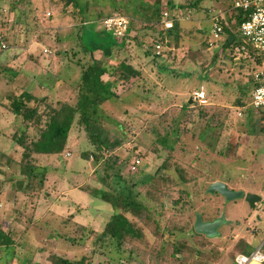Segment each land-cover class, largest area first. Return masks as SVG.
<instances>
[{"label":"rangeland","instance_id":"obj_1","mask_svg":"<svg viewBox=\"0 0 264 264\" xmlns=\"http://www.w3.org/2000/svg\"><path fill=\"white\" fill-rule=\"evenodd\" d=\"M88 1L89 11L84 16L81 8L68 0H0V37L5 38L0 43V94L11 86L3 77H10L8 69L13 65L20 71L13 80L19 90L40 97L49 87L54 90L50 91L53 100L69 97L63 81L76 82L80 72L73 60L77 55L84 56L83 59L90 57L78 45L84 17L88 21L82 33L89 45L99 46L105 40L103 37L121 40L109 37L101 20L110 14L123 16L122 12L113 9L109 0ZM174 1L178 8L179 5L186 8L174 9L176 18L181 19L179 32L167 33L163 26L165 38L160 51H169L168 57L154 59L152 54H145L161 24L152 26L154 31L136 21L128 24L133 31L127 30L125 45L114 48L113 56L104 58L101 50L91 54L112 66L122 60L141 71L139 77L118 82L115 90L121 101L105 102L103 108L123 124L127 133L113 152L120 159L130 165L139 159L138 168L153 173L168 158L167 175L171 181L160 182L155 189L146 187L140 193L151 211L162 213L158 235L154 234L156 228L151 222L146 226L126 213L142 228V240L120 242L108 234L102 236L115 209L90 194L93 188H107L92 175L98 165L91 156L86 159L83 154L95 148L78 124L71 129L61 164L55 158L33 156L39 174L28 186L29 179L20 167L23 148L13 135H21L24 129L28 144L37 138L38 130L33 125L25 127L20 117L0 106V231L9 232L14 241V250L9 252H13L10 264H22L28 257L40 264H52L53 254L84 259L90 264H233L241 235L246 240L242 239V245L246 244L250 250L264 241V133L259 130L264 127V120L251 101L244 106L235 105L241 93L239 85L249 84L260 66L252 59H241L244 54L236 51L242 37L235 20H228L234 13L230 8L233 0H210L209 5L216 2L215 10L208 6L196 13L187 9L193 0ZM99 11L106 16L93 19ZM221 12L232 36L223 42H227L224 46L219 42L209 45L212 16ZM199 31L204 37L196 33ZM221 47L225 49L222 51ZM247 48L251 50L248 45ZM41 52L44 58L33 61L31 57ZM57 52L67 55L59 58ZM57 80L59 86L55 84ZM140 87L151 94L148 96ZM199 88L205 90L209 106L192 103L187 107L191 94ZM70 95L69 102L73 103L77 95L75 92ZM102 125L115 130L114 124L103 121ZM164 125H178L184 134L191 133L188 136L192 138L200 135L201 142L190 146L182 158L177 154L169 156L157 140L166 131ZM8 157L12 158L10 164L6 162ZM41 178L39 186L37 180ZM215 179L244 193L260 191L262 201L252 208L244 197L226 201L217 192L208 193L206 187ZM20 180L23 190L17 189ZM194 212L203 221L224 213L228 223L220 227V236L205 238L192 231ZM253 228L256 229L253 233L248 232ZM173 245L180 247L181 260L172 256ZM189 248L201 255H194ZM8 255L0 246V264H6Z\"/></svg>","mask_w":264,"mask_h":264},{"label":"trees","instance_id":"obj_2","mask_svg":"<svg viewBox=\"0 0 264 264\" xmlns=\"http://www.w3.org/2000/svg\"><path fill=\"white\" fill-rule=\"evenodd\" d=\"M109 1L113 9H115L119 13L122 12L123 16L129 18V23L132 21L142 23L143 26H145V28H147L148 30H154L152 26H159L161 24L158 35L153 38V42H151V45H149V47L145 50V54H152L154 59H164V57H168L170 53L169 51H161V53L155 54L154 49L157 44H160L161 46L164 45L163 40L165 37L162 34L164 30L162 21L165 18H171L173 20V26L171 29L167 30V33L179 32V24L181 22V19L176 18V12L174 11L176 10L175 8H177V11L183 9L185 5H179V9L178 6H176L174 0H167L166 3H163L162 0ZM68 2H73L74 4L79 6L82 10V13H84V16L88 14L90 7V3L88 0H68ZM204 2H206V5H203ZM209 3L212 4V1L193 0L192 3H189L187 5V9H190L191 13L200 12L202 10L205 11L208 6H211L212 10H215L214 4L216 2L213 3V5H209ZM230 8L234 13L233 16L228 18V20L234 19L238 25L246 20L250 13L249 10L234 8L233 3H231ZM165 12H167V16L164 15ZM116 15L117 14H110V16ZM103 16H106V14L104 15V13L99 11L95 13V15H93V19L97 20L98 18H101ZM87 21L88 18L84 17L83 24H81L82 26L80 27V31L77 37L80 40L78 45L80 46L81 52L84 55H90V57L89 59L87 57L86 59H83L84 56L80 57L79 55H77L78 58L76 60H73L75 66H77L80 70L79 79L73 83H68L67 80H64V84H66L64 88L68 91L67 94L69 95L67 99L62 101L59 99L53 100V97L48 94L38 97L24 89L19 90L13 82L14 78L18 75L19 72L16 71L17 69H14L12 65L11 68L8 69L10 77H3L5 80L4 82L8 83L11 86L0 94V106L9 111L10 114L20 117L21 123H23L25 127L28 125H33L38 130L39 134L37 138L32 140L28 144L25 143L26 133L24 129L21 135H13V139L16 141L18 146L23 148L21 154L22 163L20 164V167L21 173L23 175H27L29 179L28 186H30L32 180H34V176L39 174L36 169L37 165L32 162V158H34L33 156L39 155L47 156L49 158H55V161L58 163L63 161V157L68 146L71 129L73 128L74 124L82 126L86 132L90 144L95 148V150L91 151L90 153H84L83 155L86 157V159L91 156L93 162L98 165V168L96 167L94 169L92 175L95 176V178L107 188H93L90 191V194L93 197L99 198L102 201L109 203L115 209L114 213L111 215L104 226L102 236H106L108 234L111 237L118 239V241L120 242L124 240H142V228L137 223L132 221V219H129L126 216V213H129L133 218H137L146 226H149L151 222V224L156 228L154 234L158 235V229L161 227L160 219L162 217V213L157 211V213L155 214L154 210L151 211L149 204L146 203L144 198L141 199L140 193L143 190H146V187L155 189L159 187L160 182L169 183L171 181V177L167 175V171L170 168L167 160L168 158L165 159L163 163L158 167V169L153 173H146L143 171V169L138 168L136 160L139 159H136L130 165L129 163H127V160L120 159L113 153L114 150L121 144L122 140L127 137V133L123 127V124L119 123L115 116L105 112L103 105L105 102L121 101L122 98L120 97V94H118L115 90L118 82L124 83L131 77H139L141 75V71L135 68L131 63H126L122 60L118 62L116 66H112L106 63L104 59L95 58L91 56V54L96 50H101L104 58L113 56L114 48H122L125 45L127 41L126 35L129 30L131 32L133 31V27L132 25L128 27V31L126 32L125 36L121 38L119 42H116L115 40L111 41L107 37H103L105 39L104 42L99 44V46L94 47V45L91 46L88 44V42L84 41L85 34L82 33V27L86 25L85 23H87ZM226 25H223V34H221V37L217 40L210 39L211 42L209 41V45L219 42V45L224 46L227 43L226 42L223 44V42L228 39V36L231 37L232 35ZM190 32H192V30H190L189 33ZM107 33L109 37L112 36L111 33ZM196 33L203 36L201 31ZM190 35L192 36L193 33H190ZM0 38L1 43V41L5 38L3 36H1ZM232 41L234 40H231V42ZM241 45L242 44L240 42L237 46ZM1 48L2 45L0 49ZM152 48L153 52L151 53L150 50H152ZM221 49L223 51L225 48L221 47ZM249 51L253 58V62L255 61L258 66H261V57L259 55H256L253 50L249 49ZM42 52L41 55H34L33 57H31L33 58L32 60L37 61L38 59L40 60L44 58L43 55L45 54H42ZM73 54L75 53L73 52ZM164 54L167 56H164ZM64 55H67V53L57 52V56L59 58H62ZM214 56L216 57L217 55ZM242 58L251 59V57L247 55H244V57H241V59ZM235 59L236 57H233V60ZM257 71L259 70L253 72V76H251V82L249 84L245 85L239 83V89L241 93L240 96L235 100L236 106H244L249 101H251V94L255 86L254 75ZM109 76L113 77V79L109 80ZM140 88L143 92H146L148 96L151 94L150 91L148 92V90H145L143 87ZM71 91L72 93L75 92V94L77 95L73 103L69 102L72 101V95H70L72 94ZM195 105L196 104H193V106ZM41 106H44L42 110H40ZM186 106L188 107L191 105L186 102ZM256 109L259 111V113H261V119L264 120V109ZM103 121H105V123H110V125L114 124L113 128H115V130H111L113 131L111 132L110 130L103 127ZM191 121L192 120H190V122ZM165 128V133L162 136H159L157 140L160 141L163 148L167 149L169 156H174L175 154H177V156L182 158L189 151L190 146H192L195 142H201L200 135L197 138H192L191 136L189 137L188 135L191 133L187 132L186 134H184L183 129L180 130L178 125L176 127L173 126ZM259 130L260 132L264 133V127H261ZM187 139H190V141L187 142ZM199 148L200 147H198V149ZM103 154L105 155L103 156ZM61 158L62 160H60ZM11 160L12 158L8 157L6 162L10 164ZM44 171V169L41 171V176H43ZM180 174L183 173L180 172ZM41 180L42 178L37 180L39 186H41L42 184ZM183 182H187V179L186 181L183 180ZM16 185L17 189H24L22 180L18 181ZM27 189H29V187ZM161 207L164 208L163 203L161 204ZM196 213L197 212H194V221ZM157 216H159V220ZM164 229H167L166 226ZM192 231L196 235H202L205 238H209L203 234L196 233L194 231V226L192 227ZM13 243L14 241L9 232L4 233L3 231H0V246L4 247L5 252L9 254L8 258L6 257L5 260L6 264H10L9 262L12 259L11 257H13V252L12 254L9 253L14 250L12 246ZM246 246L247 245H242L241 239V241L237 243L238 251L236 252V255L242 252H246ZM159 248H162L161 244ZM189 250L196 256L201 255V252L196 249L189 248ZM179 254L180 247H178L177 245H173L172 256H175V258H179L181 260ZM22 264L40 263H37L28 257L22 260ZM52 264L90 263L84 259H73L53 254ZM233 264H236L235 258ZM262 264H264V262Z\"/></svg>","mask_w":264,"mask_h":264},{"label":"built area","instance_id":"obj_3","mask_svg":"<svg viewBox=\"0 0 264 264\" xmlns=\"http://www.w3.org/2000/svg\"><path fill=\"white\" fill-rule=\"evenodd\" d=\"M233 7L250 11L248 18L239 24L238 30L242 37V45L237 46L236 51L253 59L247 48V45H249L251 50L261 57L260 69L254 75L255 86L251 94V104L255 108L264 109V0H233ZM164 15L167 16V12ZM101 24L105 31L111 33L114 38L118 39L125 36L129 21L128 18L116 15L105 17L101 20ZM162 24L165 30H169L173 26V20L171 18H165ZM223 25H226V21L222 12L212 16L210 35L213 40L219 39L221 34H223ZM161 47L160 44L155 46V54L161 53ZM190 98L193 104L199 106H207L210 104L209 98L203 88L195 90ZM136 163L138 164L139 160H136ZM263 246L264 241L249 253L238 254L235 257V263L262 264L264 262Z\"/></svg>","mask_w":264,"mask_h":264},{"label":"water","instance_id":"obj_4","mask_svg":"<svg viewBox=\"0 0 264 264\" xmlns=\"http://www.w3.org/2000/svg\"><path fill=\"white\" fill-rule=\"evenodd\" d=\"M192 99L189 98L188 103L192 104ZM208 193L217 192L224 197L226 201H231L244 197L245 201L254 208L256 203L262 201V197L256 193H244L242 190H233L230 189L227 184L223 181H214L210 183L207 187ZM228 221L225 219V214L221 213L220 216L216 219L210 221H203L199 213L195 214L194 221V231L198 234H203L206 237L213 238L220 236V227L224 224H227Z\"/></svg>","mask_w":264,"mask_h":264},{"label":"crops","instance_id":"obj_5","mask_svg":"<svg viewBox=\"0 0 264 264\" xmlns=\"http://www.w3.org/2000/svg\"><path fill=\"white\" fill-rule=\"evenodd\" d=\"M36 64H38V63H36ZM19 72H20V71H19ZM18 74H19V73H18ZM28 74H29V72H28ZM64 80H67V79H64ZM59 81H60V80H57V81L55 82L56 86H59V85H58ZM67 81H68V80H67ZM64 83H65V82L63 81V86H64ZM44 87H45V85H44ZM60 87H62V86L60 85ZM60 87H58V88H60ZM50 91H51V92L54 91L53 88H49V87H47V90H46L45 92H46V94H48V95L51 96V92H50ZM33 94H35V93L33 92ZM215 181H217V179H215ZM219 181H222V180H219ZM223 182H225V181H223ZM252 193L259 194L260 196L262 195V192H260V191H259V192L252 191ZM260 193H261V194H260ZM257 217L260 218L259 216H257ZM254 230H256V229H254V228H253V229H249L248 232L253 233ZM240 238L243 239L244 242H246V240L243 238L242 235H241ZM262 242H263V241H262ZM262 242H261V243H262ZM261 243H260V244H261ZM260 244H259V245H260ZM245 245H246V244H245ZM259 245H258V246H259ZM249 248H250L249 246H246V247H245V249H246L248 252L251 251ZM252 250H253V249H252ZM247 251H246V252H242V253L247 254ZM242 253H239V254H242ZM237 255H238V254H237ZM237 255H236V256H237Z\"/></svg>","mask_w":264,"mask_h":264},{"label":"bare ground","instance_id":"obj_6","mask_svg":"<svg viewBox=\"0 0 264 264\" xmlns=\"http://www.w3.org/2000/svg\"><path fill=\"white\" fill-rule=\"evenodd\" d=\"M253 264V263H252Z\"/></svg>","mask_w":264,"mask_h":264}]
</instances>
